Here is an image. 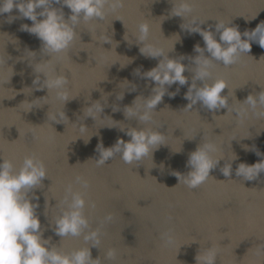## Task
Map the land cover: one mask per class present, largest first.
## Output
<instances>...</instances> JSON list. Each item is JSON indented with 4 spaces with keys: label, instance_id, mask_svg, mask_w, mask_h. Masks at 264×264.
Segmentation results:
<instances>
[{
    "label": "water",
    "instance_id": "water-1",
    "mask_svg": "<svg viewBox=\"0 0 264 264\" xmlns=\"http://www.w3.org/2000/svg\"><path fill=\"white\" fill-rule=\"evenodd\" d=\"M170 2L175 0H125L124 6L110 12L105 20L80 24L67 55L52 58L55 74L69 81L70 101L65 105L56 99L55 92L46 100L40 99L47 96V89L37 91L33 85L37 75L44 79L34 72L36 63L50 57L41 52L36 36L20 30L22 24L31 26L32 22L15 19L8 23L9 14L0 16V61L5 62L0 64V157L11 160L17 170L25 156L35 155L43 161L48 179L43 180V188L35 190L39 200L32 202L39 204L36 214L44 229L42 238H51L48 246H57L63 253L90 246L82 236L61 239L49 227L60 215L65 188L71 184L73 191L81 190L75 183L81 176L89 182L86 202L95 203L94 209L87 204L85 208L91 227H100L107 214L113 216L101 227L98 248L90 247L91 258L99 257L101 264H196V255L210 247L218 249L216 264H264V252L257 254L258 248H264V173L252 181L235 174L240 163L252 165L264 159V119L249 114L243 124H238L235 113L223 116L227 109L209 112L199 102L190 111L183 110L189 103L184 95L192 73H183L189 78L188 84L168 88L174 92L179 87V93L174 98L166 94L156 106L153 122L143 126L165 135V145L153 153L152 160L148 157L136 167L117 156L104 166H96L98 144L109 148L117 139L127 142V128L141 127L136 120L125 119L123 109L132 106L137 96L148 98L155 87L152 81L134 74L136 69L141 73L150 70L159 59L140 54L141 45L135 42L137 26L147 22V42L169 52L170 59L184 56L181 63L186 68L194 67L189 59L197 55L194 46L204 47L201 36L181 31L180 17L169 18ZM63 12L67 19L70 10L64 7ZM11 15L19 13L13 9ZM192 16L198 22L208 20L202 29L212 25L209 30L215 31V20H220L243 34L264 21V0H195ZM190 21L188 17L185 23ZM105 38L109 43L103 44ZM216 39L219 42V34ZM250 44L251 51L242 55L238 64L213 69L215 78L227 82L228 89L221 95L229 92L232 107L264 89V49L255 42ZM133 85L136 90L129 91ZM197 86H201L199 81ZM122 93L123 99L118 100ZM97 101L103 111L93 113L94 120L85 117L86 108ZM60 110L69 123L57 124L47 118ZM233 137L236 139L230 141ZM244 137L250 138L241 139ZM203 142L216 144L219 151L214 155L223 158L210 171L212 178L195 189L177 184L171 173L187 174L191 170L186 167L188 156ZM245 146L255 147L261 156L246 151ZM233 154L237 159L231 162L232 173L224 177L219 169L232 160ZM169 230L175 242L165 246L161 234ZM109 249L116 252L114 260L105 258Z\"/></svg>",
    "mask_w": 264,
    "mask_h": 264
},
{
    "label": "clouds",
    "instance_id": "clouds-1",
    "mask_svg": "<svg viewBox=\"0 0 264 264\" xmlns=\"http://www.w3.org/2000/svg\"><path fill=\"white\" fill-rule=\"evenodd\" d=\"M124 2L125 0H0V16L9 14L6 21L8 23L15 19L30 20L31 26L22 24L20 30L36 36L41 42V52L50 57L43 63H36V67L33 68L35 73L42 74L44 77L41 81L40 76L37 75L33 80V85L37 86L36 90L47 89V96L40 99L46 100L50 92H55L56 99L63 102V105L70 101L67 91L69 81L66 76L55 74L52 58L59 59L62 55H67L73 42L77 39V27L80 24L105 20L110 12L115 13L122 8ZM153 2H158V0H153ZM170 3L172 7L169 18L180 17L183 21L179 26L181 31L201 36L204 47H200L199 44L194 46L193 51L197 55L189 58L194 67L186 68L181 63L184 56L170 59L169 52L147 42L150 35V26L147 22L137 26L138 35L135 42L137 45H141L139 47L140 54L146 58L159 59L157 65L150 70L141 73L140 69H136L134 74L152 81L155 87L151 89V95L148 98L137 96L132 106H125L123 109L125 119H134L141 127H129L126 131L120 129L130 137L127 142L117 139L116 143L109 148H105L102 143L98 144L96 151L99 153V157L95 159L97 167L104 166L107 161L117 156L123 163L136 165V167L148 157H151L152 160L153 153L160 146L165 145V135L158 130L143 126L153 122L156 106L162 102L166 94L169 98H174L179 93V87L174 92L168 91V88L173 84L179 86L188 84L189 78L183 75L185 71L192 75L191 83L184 95V99L189 103L183 110L190 111L199 102L201 107L209 112L227 109L223 116H233L235 113L233 117L238 124H243L249 114L256 119H264V89L258 94H249L242 102L236 101L238 107H232L228 103L229 92L227 95H221L226 88L228 89L227 82L222 78H215L213 75V69L221 67V64L225 69H230L238 64L240 57L251 51L250 41L264 49V21L257 24L255 29L241 34L237 27L229 26L230 23L225 24L223 21L215 20V31H212L209 30L213 27L212 25H209L208 29L201 28V25L208 20L198 22L197 18L192 16L195 0H175L174 3ZM53 5H60V7H53ZM64 7L70 10L67 19L63 12ZM13 9L18 11V16L11 15ZM38 9L40 11H37ZM38 17L42 19L38 20ZM188 17H191V21L186 24L185 20ZM116 20L122 22L120 19ZM216 34H219V42L216 39ZM242 35L245 39H242ZM176 42H179V37ZM104 43H109V40L105 38ZM28 52L35 55L34 52ZM205 53L208 55L206 56ZM3 63L5 62L0 61V64ZM197 81L201 83V86H197ZM135 90L134 85L129 88V91ZM231 95L235 97L234 90ZM116 98L122 100L123 93ZM138 100H142V103L137 104ZM86 109L85 117H91L94 120L93 113L100 115L103 106L97 101ZM213 117L222 116L214 115ZM47 118L57 124H64L65 121L69 123L63 110ZM85 129L84 126L80 127L82 132ZM246 138L250 137L241 139ZM234 139L236 138L233 137L230 141ZM245 150L254 151L257 156H261L255 147L248 149L245 146ZM218 151L219 148L212 142L200 143L195 151L188 156L186 167L191 170L187 174L171 173L177 178V184L183 183L187 188L195 189L212 178L210 171L223 160L222 157H215L214 154ZM236 159L237 157L233 154L232 160L224 163V166L219 169L224 177L231 175V162ZM260 173H264V159L252 165L240 163L235 170L236 176L247 181L256 179ZM44 179H48L47 169L43 161L35 155L25 156L18 170L11 160L0 157V264H101L99 257L91 258L90 247L98 248L102 234L101 227L112 221V214L109 213L103 218L100 227L95 229L91 227L89 217L85 215V208L87 204L88 207L94 209L95 203L86 202L84 197L89 188V182L83 177L77 176L75 183L80 185L81 190L73 191L71 184L65 188V195L60 201L62 205L60 215L55 218L54 223H49V227L61 239L82 236L85 243L90 246L70 253H63L54 245L49 247L51 238H42L44 229H42L36 214L39 204L32 202L39 200V197L35 195V190L43 188ZM30 193L32 195H29ZM161 240L165 246L173 245L175 242L170 230L161 234ZM262 252H264V248H258L257 254ZM217 254L218 249L210 247L205 252L196 255V264H216ZM105 258L114 260L116 258L115 250L109 249L105 253Z\"/></svg>",
    "mask_w": 264,
    "mask_h": 264
}]
</instances>
